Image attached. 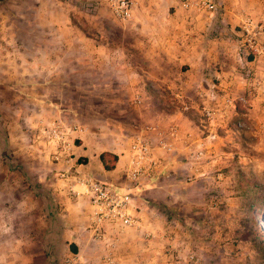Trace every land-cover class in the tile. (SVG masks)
Masks as SVG:
<instances>
[{"label": "crops", "instance_id": "0c3cea01", "mask_svg": "<svg viewBox=\"0 0 264 264\" xmlns=\"http://www.w3.org/2000/svg\"><path fill=\"white\" fill-rule=\"evenodd\" d=\"M217 1L219 10L209 13L177 0H135L132 19L120 22L99 0H0V49L10 52L0 58V92L11 93L4 97L16 106L14 117L0 111V143L7 131L10 153L20 156H8V171L0 172V182L10 179L0 187V264H64L73 255L82 264H194L191 255L198 264L245 262L221 227L241 186L235 164L264 160V54L249 55L241 32L247 19L264 25V0ZM17 34L26 36L20 46ZM206 107L217 111L212 121ZM38 119L64 120L85 133L74 134L56 160L55 143L33 128ZM148 124L164 134L177 126L181 139L174 153L158 152V175L130 188L131 138ZM203 133L216 136L208 139L215 160L189 181L188 142ZM106 152L118 156L113 169L101 160ZM16 163L23 172L13 170ZM78 174L130 194L138 223L105 224L106 235L95 238L94 207L74 183Z\"/></svg>", "mask_w": 264, "mask_h": 264}, {"label": "built area", "instance_id": "2783aa9c", "mask_svg": "<svg viewBox=\"0 0 264 264\" xmlns=\"http://www.w3.org/2000/svg\"><path fill=\"white\" fill-rule=\"evenodd\" d=\"M99 1L109 8L118 21L127 22L132 19L133 11L136 7L135 0ZM177 1L185 10L209 13L219 10L217 0ZM241 32L243 34V47L249 55L256 56L264 54V45L261 43V37L264 35V25L252 19H247L241 26ZM251 76L252 75H249L248 79L251 80ZM178 99L182 102L181 95H179ZM143 103V98L139 96L136 97L135 104L142 105ZM226 103L228 105L232 104L233 99L228 98ZM190 109V104L184 102L183 110L189 111ZM203 113L207 120L212 121L217 111L212 107H206ZM40 122V135L49 142H54L60 150V153L55 156L56 160H60L63 156L62 154L68 153L71 147L70 141L74 134L85 133V128L83 126L69 124L64 120H55V122L45 120ZM159 129L158 126L148 124L142 126L141 131L131 138L127 170L130 188L139 186L145 178L158 175L163 164V160L158 157L159 151L167 154H172L176 151L174 141H179L181 139L179 128L173 126L166 134ZM156 136H158L157 139H155ZM187 137H191V135ZM215 137L216 136L212 133H203L200 138L192 139L191 142H188L187 153L190 155L195 165L191 170V175H189V181L193 180L194 177H203L209 173L208 171L205 172L202 167L215 160L213 156L209 155L210 147L208 143V139H214ZM217 173L221 176L223 172L217 171ZM74 183L84 187L85 189L82 194L85 193L91 198L94 207L91 219L93 221L92 229L95 232V238H102L106 235L103 230L105 224H119L125 228L133 227L138 223V220L130 213V206L132 204L130 194L115 192L109 186L97 181L91 176L82 177L78 174ZM70 190L74 194L78 192L74 190V186H71ZM190 259L194 264H198L199 260L195 255H191ZM64 264L82 263L78 255H73V257L67 258Z\"/></svg>", "mask_w": 264, "mask_h": 264}, {"label": "rangeland", "instance_id": "374dc122", "mask_svg": "<svg viewBox=\"0 0 264 264\" xmlns=\"http://www.w3.org/2000/svg\"><path fill=\"white\" fill-rule=\"evenodd\" d=\"M2 37L5 36H0V41L5 43L6 41L3 40ZM15 38L17 46H20L22 45V43L24 44V38H26V36L24 34H17ZM33 39L34 42H40L41 35L34 34ZM17 48L18 49L16 50V59L23 60V46ZM8 53L10 52L7 50L0 49V58H7ZM9 94L11 93H9L8 91L0 92V96H3L0 99V111H2L5 116L10 115L11 117H14V111L16 106L13 105L15 103H12L10 105L9 102H11L12 98L10 97L9 99H7L4 97L9 96ZM22 102V99H16L17 105L21 104ZM19 121H21V119ZM28 122H31V120L29 119ZM33 124L32 125L35 126L33 128H36V126L41 125V122L38 119ZM32 125H30V127ZM23 127L24 126L22 124H19L17 126V130ZM2 129L3 132H5L4 127ZM6 136H4V141L0 143V172L2 174H5V172L8 171V163H6V158L8 156V159H11L12 161H20V159H18V157H20L18 153H10L8 149V145H10V143ZM250 159H252V157H249V159H244V157H242L240 160H238L239 162L235 164L234 173H236L242 179V181H240L241 186L239 185V192L234 195H231V197H233L236 201L233 210L223 212V216H225L223 217L225 218V224L221 227V231L222 235L224 233V238L225 236L229 237L226 242L230 246L233 243L235 244L236 249L238 250L235 252H243L245 256V264H264V160L261 159L255 163L254 161H250ZM15 166L16 167L13 170L23 172V164L16 163ZM253 168L257 170L258 176L252 175ZM2 180L3 182H0V187H7V184H5L4 181L9 182L10 179L7 178ZM11 181H13V179ZM33 182L34 185H36L35 180H33ZM15 183L18 187H24L22 179H16ZM19 195L20 194H17V203H19L20 200ZM210 198L213 200V202H216L217 199L220 201L218 193L210 196ZM22 217V214L18 210L17 218ZM18 229L21 228L18 227Z\"/></svg>", "mask_w": 264, "mask_h": 264}, {"label": "trees", "instance_id": "16d2710c", "mask_svg": "<svg viewBox=\"0 0 264 264\" xmlns=\"http://www.w3.org/2000/svg\"><path fill=\"white\" fill-rule=\"evenodd\" d=\"M101 160L106 169H113L118 161V156L110 152L103 153Z\"/></svg>", "mask_w": 264, "mask_h": 264}]
</instances>
